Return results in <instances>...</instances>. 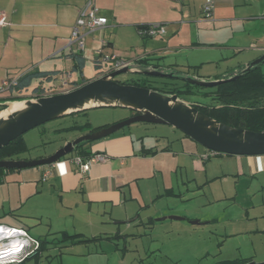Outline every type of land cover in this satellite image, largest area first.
<instances>
[{
	"label": "crops",
	"instance_id": "obj_1",
	"mask_svg": "<svg viewBox=\"0 0 264 264\" xmlns=\"http://www.w3.org/2000/svg\"><path fill=\"white\" fill-rule=\"evenodd\" d=\"M88 1L0 0V15L7 21L0 29V84L6 77L20 78L30 70L58 71L59 76L69 73L72 79L73 70L68 67L75 65L72 55L78 53L75 46H68L69 40L79 11ZM205 1L94 0L108 26L89 35L86 44L91 50L110 46L140 66L178 73L188 70L203 81L230 79L264 56V0H218L209 19L204 17ZM153 24L165 27L166 35L141 36L139 27ZM97 77L96 73L93 80ZM15 97L7 92L0 96V104L11 103ZM78 114L71 117L77 119ZM134 115L131 111L122 119ZM109 126L108 122L95 128ZM93 129H75L78 133L73 138L61 140L52 151L18 159L50 157ZM141 131L139 125L130 131L124 128L51 166L0 171V224L24 228L44 243L35 254L36 264H41L38 258L46 251L63 247L72 251L67 255L74 260L95 256L106 264H148L160 257L180 264L171 250L176 239L172 235L182 226L195 225L188 218L171 216L173 207L159 206L164 198L180 196L176 152L171 142L167 146L148 142ZM96 153L109 160L92 165L88 173L70 160ZM227 156L235 158L238 175L264 176V156ZM48 170L52 174L44 180ZM206 179L207 183L212 178L207 174ZM166 220L169 223L158 224ZM157 228L169 237L155 235ZM255 231L264 234V228ZM237 264H264V258L260 261L256 254Z\"/></svg>",
	"mask_w": 264,
	"mask_h": 264
},
{
	"label": "rangeland",
	"instance_id": "obj_2",
	"mask_svg": "<svg viewBox=\"0 0 264 264\" xmlns=\"http://www.w3.org/2000/svg\"><path fill=\"white\" fill-rule=\"evenodd\" d=\"M108 38L107 40H110V31ZM75 48L77 53L80 54L81 51L76 46ZM97 51H101L103 57L115 55L123 59L119 52H114V49H111L110 46H100L97 49L91 50V45L86 44V50L82 55L86 59L83 73L75 71L74 66L69 65L68 70H73L72 79L67 78L71 76L69 73L61 74L58 80L52 83V86L46 87V94L42 93L41 88H37V90L33 88L25 94L24 98L36 99L44 97L43 94L50 96L67 93L79 87V83L77 82H83V80L92 81L97 73L94 63ZM104 68L107 69L106 64ZM164 72L167 74L175 73V71L170 69H166ZM188 72V70L186 73L176 72L175 75L192 80L201 79L196 73ZM260 72L264 74V63L261 65ZM104 75L107 74L98 75L97 78ZM64 77L69 79L67 86H63ZM115 80L127 85L145 82L150 87H158L160 89L167 88V85L183 87L185 83L176 79L149 77L132 73L120 74ZM192 89L195 95L183 96L180 99L189 104L201 102L217 107L227 105L223 101L211 100V98L203 96V91L209 90L202 91L196 87ZM228 102L233 105L236 104L234 99H230ZM22 104L25 106L27 103ZM130 114L131 110L119 107L92 108L78 114L77 119L70 116L54 120L26 133L24 141L27 149L13 155L12 158L14 159L11 160L46 154L60 144L61 140L73 138L78 133L65 129H62L61 133H58L57 129L66 128L67 126L73 127L78 124L82 127L78 131L90 130L108 122L111 126L123 121L122 118L129 117ZM137 125L142 127L143 132H141L148 142L153 141L154 143H159L160 146H167L171 142L173 153L176 152L174 155L177 159L176 163L179 166L178 180L181 185L177 190H179L180 196L164 198L159 203V206L173 207L175 211L171 216L188 218L190 219V223L195 225L194 227L189 226L187 229L179 224V227H182L177 229L175 234L172 235L176 239L175 246L171 244V250L173 256L174 254L177 255L180 264H237L239 260L251 258L256 254L258 255V260L261 261L264 258V234L259 235L260 233L257 234L255 230L257 228H264V181L261 179L264 176L259 178L250 175H238L235 158L227 155H214L210 150L195 143L189 137L187 138L180 130H176L168 125L138 123L126 127V130H133ZM186 174L189 175L190 181L185 179ZM207 174L212 179H209L206 183ZM226 174L229 175L224 176ZM218 175L220 178L213 180ZM168 221L158 222V224L169 223ZM156 230L155 235L162 238L169 237L164 235L161 228H157ZM34 238L38 239V237ZM138 243L136 242V244ZM140 244H143V240L140 241ZM68 252L71 253L72 251L63 247L57 251H46L42 257L43 259L40 256L38 259H41V264H61L63 260L64 264H106L105 260H101L95 256L79 258L77 260L70 259L69 254L67 255ZM36 257L33 255L31 259L27 260V262L25 261L23 264H36ZM147 263L172 264L171 261L164 258L160 259V257H156Z\"/></svg>",
	"mask_w": 264,
	"mask_h": 264
},
{
	"label": "water",
	"instance_id": "obj_3",
	"mask_svg": "<svg viewBox=\"0 0 264 264\" xmlns=\"http://www.w3.org/2000/svg\"><path fill=\"white\" fill-rule=\"evenodd\" d=\"M263 63L264 56L250 63L247 68L243 69V73L249 72L253 67ZM123 73L176 79L207 89L216 88L240 77V74L237 73L226 80H192L176 76V72L167 74L157 67L131 63L123 69L96 78L67 93L0 104V107L6 106V109L13 103L28 104L25 111L17 115L11 114L7 119L0 121V151L40 126L92 108L119 107L135 113L134 116L124 121L68 142L50 157L35 160H0V170L51 166L73 153L81 143H92L107 138L137 123L172 126L183 132L195 143L219 155L264 156V132L248 131L222 124L198 111L194 104L182 101L178 95L121 84L115 79ZM90 102L103 103L86 107Z\"/></svg>",
	"mask_w": 264,
	"mask_h": 264
},
{
	"label": "trees",
	"instance_id": "obj_4",
	"mask_svg": "<svg viewBox=\"0 0 264 264\" xmlns=\"http://www.w3.org/2000/svg\"><path fill=\"white\" fill-rule=\"evenodd\" d=\"M150 25H144L139 29H144ZM75 59L74 70L82 73L85 61L81 54L72 55ZM95 70L98 75H102L107 72V69L101 65L99 57L95 56ZM262 65V64H261ZM261 65L255 66L249 72L243 73V70L239 72L240 77L235 81L224 83L216 88L207 89L198 86L184 83L183 87L177 85H167L165 89L158 87H150L144 83H133L132 85L154 89L166 94L178 95L180 98L183 96H192L194 94L193 87L203 91V96L211 98V100L223 101L227 104L223 107H217L212 105L203 104L201 102H195L196 109L207 116L217 120L218 122L248 131L264 132V74L260 72ZM59 72H40L30 70L18 79L17 86L10 89V92L16 94V97L11 101L23 100L25 94L33 88H41L42 93H45L46 87L52 86V83L56 82L59 78ZM122 84V83H121ZM37 86V87H36ZM41 93V94H42ZM46 94V93H45ZM43 94V95H45ZM48 94V93H47ZM235 100L236 104L228 102V100ZM6 109V106H1L0 111ZM86 112V111H84ZM105 127H99L91 130L96 132ZM82 129L80 126H73L66 130ZM90 142H83L77 148L76 152H83V147ZM27 149L24 141V136L20 137L16 141L10 143L9 146L3 148L0 151V160H11L13 155ZM0 171H6L1 169ZM44 248V243L41 244V251Z\"/></svg>",
	"mask_w": 264,
	"mask_h": 264
},
{
	"label": "built area",
	"instance_id": "obj_5",
	"mask_svg": "<svg viewBox=\"0 0 264 264\" xmlns=\"http://www.w3.org/2000/svg\"><path fill=\"white\" fill-rule=\"evenodd\" d=\"M180 2L182 0H172ZM218 0H206L204 3V17L211 18L215 10V4ZM7 25L6 18L0 15V29ZM108 26V19L100 15V10L96 6L94 0H89L84 7L79 11V15L75 26L72 30V35L69 40V47L76 46L78 50L83 52L86 48L87 38L91 34L103 31ZM140 34L144 38H156L166 35V29L160 24H153L144 29H140ZM96 56L102 66L106 64L109 74L129 66L131 63L118 56L111 55L103 57L101 51H97ZM67 78H71L68 76ZM63 78V86L68 85L69 79ZM19 78L6 77L0 84V96L3 93L10 92V89L17 86ZM47 96V95H43ZM52 96V95H50ZM212 152V151H211ZM214 155H218L212 152ZM71 162L78 166L82 173H88L92 165L96 163H105L109 158L105 154H92L89 157L77 155L72 157ZM52 174V170H48L43 179L47 180ZM41 247V242L32 237L27 230L20 227H12L5 224H0V264H20L26 259L37 253Z\"/></svg>",
	"mask_w": 264,
	"mask_h": 264
},
{
	"label": "bare ground",
	"instance_id": "obj_6",
	"mask_svg": "<svg viewBox=\"0 0 264 264\" xmlns=\"http://www.w3.org/2000/svg\"><path fill=\"white\" fill-rule=\"evenodd\" d=\"M103 102H90L86 105V107H91L94 105H100ZM28 108V104L24 106L22 103L12 104L7 110L1 111L0 113V121L5 120L8 118L9 115H17Z\"/></svg>",
	"mask_w": 264,
	"mask_h": 264
}]
</instances>
